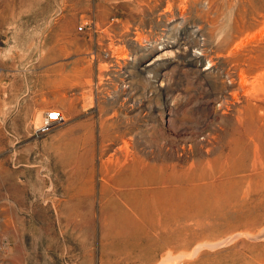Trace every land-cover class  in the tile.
<instances>
[{
	"label": "rangeland",
	"instance_id": "obj_1",
	"mask_svg": "<svg viewBox=\"0 0 264 264\" xmlns=\"http://www.w3.org/2000/svg\"><path fill=\"white\" fill-rule=\"evenodd\" d=\"M0 264H264V0H0Z\"/></svg>",
	"mask_w": 264,
	"mask_h": 264
},
{
	"label": "bare ground",
	"instance_id": "obj_2",
	"mask_svg": "<svg viewBox=\"0 0 264 264\" xmlns=\"http://www.w3.org/2000/svg\"><path fill=\"white\" fill-rule=\"evenodd\" d=\"M135 35H136V41H137V36H139V35H137L136 33H135ZM139 38V37H138ZM139 40V39H138ZM160 59H161V57H160ZM153 63V62H152ZM48 116V115H47ZM241 146V145H240ZM239 145H234L233 143L230 145V146H228V153L229 154H233L234 153V151H238V150H240V147ZM240 147V148H239ZM120 150V149H119ZM233 152V153H232ZM117 154V153H116ZM236 154H238V153H236ZM233 156V155H232ZM116 157V156H115ZM117 158V157H116ZM232 159V158H231ZM116 160V164H114L115 166L117 165V166H122L123 164H122V162H120L119 160H118V158L117 159H115ZM228 160V159H227ZM234 160V159H233ZM112 162V161H111ZM115 163V162H114ZM126 165V164H125ZM135 166V165H134ZM125 167V166H124ZM150 167V166H149ZM134 169V170H133ZM133 169H131V170H133L132 171V174H131V177L127 180V182L124 184H122V186L123 187H128L129 185H137L138 183H139V181H141V179L142 178H146L147 176H148V178L149 179H151L150 177L154 174V172H152V173H150L149 171L147 172V175H144V174H146L145 172H144V174H142V175H140L139 174V172H138V170H136L137 168H133ZM141 169V168H140ZM143 169V168H142ZM147 169V168H146ZM240 169V168H239ZM141 171V170H140ZM151 171H153V170H151ZM155 172H156V170H155ZM158 173L156 172L155 174H154V176H152V181H156V182H153V184L154 183H156V184H159L160 183V181H162V177H163V175H165L166 173H161V175H157ZM115 177V176H114ZM168 180L170 179V176L169 175H167V177H166ZM149 179H148V181H149ZM151 181V182H152ZM143 182V181H142ZM150 182V183H151ZM165 182V181H164ZM165 187H167V186H165ZM132 189H133V187H132ZM164 189H166V188H164ZM151 191V193H150V196H151V198H153L155 195H157V196H161V194L162 193H164L165 191H167V190H160V189H151L150 190ZM149 192V191H148ZM135 193V192H134ZM144 193H146V192H144ZM147 194V193H146ZM144 195V194H143ZM171 195V194H170ZM145 196V195H144ZM130 199V198H129ZM159 199V198H158ZM176 198H169V197H163V198H161V199H159V200H152L151 201V203H150V205H149V209L145 212V214H143V217L144 218H141V219H139L138 221H135V222H133L132 223V226H131V228H132V230L130 231V230H128V231H123V232H121L120 233V235H125V236H142V234L143 235H146L147 234V232H148V228L149 229H153V235L152 236H155V237H160V236H166L167 234H169L170 232H169V225L171 224V218L173 217V216H171V212H169V213H167L168 211H170V209L173 207V204H174V200H175ZM132 200V199H131ZM134 200V199H133ZM146 200V199H145ZM136 201V200H135ZM141 202H143V200L141 201ZM134 203V202H133ZM138 204V203H137ZM144 204H146L145 202H144ZM142 205V204H141ZM140 205V206H141ZM179 205V204H178ZM183 205V204H182ZM144 206V205H143ZM179 207V206H178ZM184 207V206H183ZM141 208V207H140ZM142 209V208H141ZM145 209V208H144ZM174 210V209H173ZM134 226H136V227H134ZM134 227V228H133ZM139 227H142V229L140 230V231H138V228ZM155 227V228H154ZM151 236V235H150Z\"/></svg>",
	"mask_w": 264,
	"mask_h": 264
},
{
	"label": "built area",
	"instance_id": "obj_3",
	"mask_svg": "<svg viewBox=\"0 0 264 264\" xmlns=\"http://www.w3.org/2000/svg\"><path fill=\"white\" fill-rule=\"evenodd\" d=\"M81 29V27L79 28ZM64 121L60 112H51L47 117L43 119L42 125L39 128L40 131H47Z\"/></svg>",
	"mask_w": 264,
	"mask_h": 264
},
{
	"label": "crops",
	"instance_id": "obj_4",
	"mask_svg": "<svg viewBox=\"0 0 264 264\" xmlns=\"http://www.w3.org/2000/svg\"><path fill=\"white\" fill-rule=\"evenodd\" d=\"M40 24V23H39ZM44 24V26L46 27L47 22H46V18H44V20H42V25Z\"/></svg>",
	"mask_w": 264,
	"mask_h": 264
}]
</instances>
